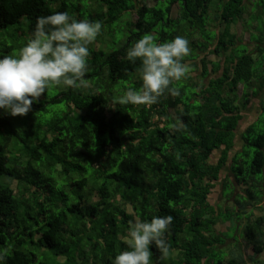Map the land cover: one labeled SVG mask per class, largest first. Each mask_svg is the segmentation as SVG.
<instances>
[{
  "label": "trees",
  "instance_id": "16d2710c",
  "mask_svg": "<svg viewBox=\"0 0 264 264\" xmlns=\"http://www.w3.org/2000/svg\"><path fill=\"white\" fill-rule=\"evenodd\" d=\"M147 1L0 0V55H18L40 16L102 23L88 89L54 87L25 116L0 111L3 264H111L130 220L165 215L170 252L161 260L153 247V264H264V103L243 127L264 93V0ZM149 33L186 37L190 73L173 83L178 95L123 105L141 84L126 51ZM218 187L230 217L211 203ZM220 221L236 230L231 242Z\"/></svg>",
  "mask_w": 264,
  "mask_h": 264
},
{
  "label": "clouds",
  "instance_id": "9594fccd",
  "mask_svg": "<svg viewBox=\"0 0 264 264\" xmlns=\"http://www.w3.org/2000/svg\"><path fill=\"white\" fill-rule=\"evenodd\" d=\"M101 31V22L77 20L67 12L38 17L18 55H0V111L25 116L54 87L88 89L90 45ZM190 51L184 36L161 43L151 33L143 35L126 51L130 63L139 61L140 87L125 90L119 103L150 106L166 93L178 95L172 85L188 77L190 67L183 61ZM172 221L171 215L130 220L123 236L126 250L115 255L111 264H153V247L161 260L166 259L170 252L166 235ZM3 260L0 255V264Z\"/></svg>",
  "mask_w": 264,
  "mask_h": 264
},
{
  "label": "rangeland",
  "instance_id": "374dc122",
  "mask_svg": "<svg viewBox=\"0 0 264 264\" xmlns=\"http://www.w3.org/2000/svg\"><path fill=\"white\" fill-rule=\"evenodd\" d=\"M164 1V0H162ZM157 3V0H148L147 4L149 6H153L154 4ZM251 9H254V11H257L258 9L254 7V5H250ZM251 9L248 11V13L251 12ZM180 14V10L178 6H175L173 8V17L177 18ZM251 15V13H250ZM248 19V16L246 17ZM132 19H136V17H132ZM250 19V16H249ZM244 23H240L238 24L236 27H234V32L237 33L240 37L242 36L243 41L245 43H250V34L248 32L244 31ZM127 25V24H126ZM210 25V23H209ZM213 25V24H212ZM130 26H128L126 28V30L129 29ZM249 50L250 52H254L255 47L250 44L249 46ZM211 60H214L215 58L212 56L210 57ZM239 96L242 97L243 96V85H240L239 87ZM264 103V93L261 94V96L258 99H253L252 103L250 104V106L247 108L246 110V115H245V121H244V128L247 127V125L253 123L254 121H256V119H258V116L260 115V111L262 110V104ZM264 119V117H263ZM238 150H240V146H238ZM242 150V149H241ZM253 156V154H252ZM215 160V159H214ZM228 173V172H227ZM234 184V182H233ZM237 192H240V188L237 187ZM211 203L212 204H217L219 205V207L221 208V214L222 216H227L230 217L231 215V211L228 212L227 210H231V208L234 206L233 205V201L231 199V201H227L224 197H223V189H221L220 187L217 188L216 191H214V193L211 196ZM229 208V209H227ZM242 223H244V220L242 221ZM217 230L223 234H225L223 237L227 239V242H231L230 239H235L234 234L236 232L235 229H231V225L228 222H223L220 221V224L217 227ZM240 240V239H239ZM228 254L227 252L223 253V256L226 257ZM262 262H264V255L262 256Z\"/></svg>",
  "mask_w": 264,
  "mask_h": 264
}]
</instances>
